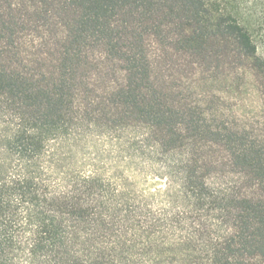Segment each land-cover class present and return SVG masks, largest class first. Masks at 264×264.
Here are the masks:
<instances>
[{"label": "trees", "instance_id": "obj_1", "mask_svg": "<svg viewBox=\"0 0 264 264\" xmlns=\"http://www.w3.org/2000/svg\"><path fill=\"white\" fill-rule=\"evenodd\" d=\"M0 264H264V0H0Z\"/></svg>", "mask_w": 264, "mask_h": 264}, {"label": "rangeland", "instance_id": "obj_2", "mask_svg": "<svg viewBox=\"0 0 264 264\" xmlns=\"http://www.w3.org/2000/svg\"><path fill=\"white\" fill-rule=\"evenodd\" d=\"M237 82L234 84L233 91L236 93L235 95L232 94L233 97L226 98L223 102H226L227 106L238 104L239 102H242L247 107V113L251 115V112L253 110V103L257 102L256 97L254 96V86L252 82L248 79V77H244V73L239 74L238 79H236ZM224 83H216L214 88L216 89H223ZM138 186L146 187V186H160L164 184V180H160L157 178H138L137 179Z\"/></svg>", "mask_w": 264, "mask_h": 264}]
</instances>
